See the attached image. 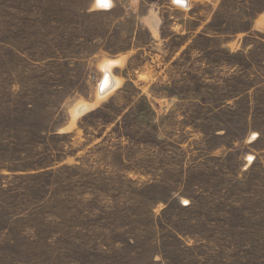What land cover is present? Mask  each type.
I'll list each match as a JSON object with an SVG mask.
<instances>
[{
    "label": "rangeland",
    "instance_id": "obj_1",
    "mask_svg": "<svg viewBox=\"0 0 264 264\" xmlns=\"http://www.w3.org/2000/svg\"><path fill=\"white\" fill-rule=\"evenodd\" d=\"M110 1L0 0V264H264V0Z\"/></svg>",
    "mask_w": 264,
    "mask_h": 264
},
{
    "label": "bare ground",
    "instance_id": "obj_2",
    "mask_svg": "<svg viewBox=\"0 0 264 264\" xmlns=\"http://www.w3.org/2000/svg\"><path fill=\"white\" fill-rule=\"evenodd\" d=\"M173 2L181 7L186 5V1L185 0H173ZM111 4L110 0H96V7L97 8H104V7H109V5ZM263 20V19H262ZM117 62H106L104 64V74L102 76V79L99 81V85H98V95L100 96L99 98H101V96H104L105 94H107L106 92L109 90H112L113 88H115L116 85V79L112 77L110 70L113 67L114 64H116ZM109 88V89H108ZM108 89V90H106ZM103 91V92H101ZM100 93V94H99ZM108 96V95H107ZM80 104V103H79ZM81 105V104H80ZM84 105V104H83ZM80 107L79 105L73 109V111L71 112L72 117L75 119V117L78 115L77 112V108ZM87 107V106H86ZM89 107V106H88ZM79 109V108H78ZM80 115V114H79ZM73 120V119H72ZM72 124V123H71ZM73 126V124H72Z\"/></svg>",
    "mask_w": 264,
    "mask_h": 264
},
{
    "label": "trees",
    "instance_id": "obj_3",
    "mask_svg": "<svg viewBox=\"0 0 264 264\" xmlns=\"http://www.w3.org/2000/svg\"><path fill=\"white\" fill-rule=\"evenodd\" d=\"M106 109V107H104L103 109L99 110L98 112H101L102 110Z\"/></svg>",
    "mask_w": 264,
    "mask_h": 264
},
{
    "label": "water",
    "instance_id": "obj_4",
    "mask_svg": "<svg viewBox=\"0 0 264 264\" xmlns=\"http://www.w3.org/2000/svg\"><path fill=\"white\" fill-rule=\"evenodd\" d=\"M109 89V88H108ZM108 89H106V90H108ZM101 92H103V91H101Z\"/></svg>",
    "mask_w": 264,
    "mask_h": 264
}]
</instances>
